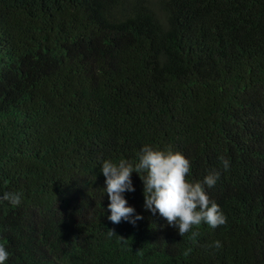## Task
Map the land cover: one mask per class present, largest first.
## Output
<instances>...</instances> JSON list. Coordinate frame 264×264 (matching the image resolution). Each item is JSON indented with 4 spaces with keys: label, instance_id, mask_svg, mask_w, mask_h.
<instances>
[{
    "label": "trees",
    "instance_id": "1",
    "mask_svg": "<svg viewBox=\"0 0 264 264\" xmlns=\"http://www.w3.org/2000/svg\"><path fill=\"white\" fill-rule=\"evenodd\" d=\"M145 145L218 172L226 223L181 237L133 172L113 224L102 163ZM5 192V264H264V0H0Z\"/></svg>",
    "mask_w": 264,
    "mask_h": 264
},
{
    "label": "clouds",
    "instance_id": "2",
    "mask_svg": "<svg viewBox=\"0 0 264 264\" xmlns=\"http://www.w3.org/2000/svg\"><path fill=\"white\" fill-rule=\"evenodd\" d=\"M138 163L120 159L118 163L104 160L100 168L105 177L109 204L108 219L113 224H119L122 220L135 224L142 219L134 215V209L126 206L127 201L123 194L133 192L131 174L137 173L143 182L144 207L152 214H159L170 226L178 230L182 237L191 233L189 239L195 241L199 231H193L202 224L210 228H217L226 223V217L220 211L219 205L210 200L205 187L212 188L219 179L218 172L209 173L203 181L190 182L187 177L190 174L191 163L180 152L171 150H154L145 145L137 153ZM223 168H229L228 160L221 157ZM143 173V176L140 175ZM0 200L7 202L13 207L20 205L22 193L5 192ZM110 234H113L110 232ZM114 235V234H113ZM215 248L219 249V241L214 242ZM191 249L185 253L188 255ZM9 253L0 245V264H5Z\"/></svg>",
    "mask_w": 264,
    "mask_h": 264
}]
</instances>
